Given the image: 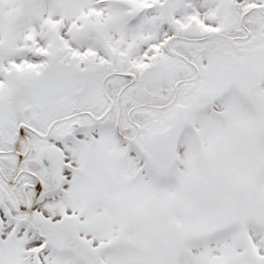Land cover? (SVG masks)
Instances as JSON below:
<instances>
[{"label": "rangeland", "instance_id": "rangeland-1", "mask_svg": "<svg viewBox=\"0 0 264 264\" xmlns=\"http://www.w3.org/2000/svg\"><path fill=\"white\" fill-rule=\"evenodd\" d=\"M252 11L264 19V0H0V112L28 81L43 114H60L62 70H83L64 55L69 46L93 47L95 60L112 49L120 64L175 28L236 36ZM216 56L201 53L194 70L219 96L210 112L221 113L191 115L172 171L141 161L138 146L108 144L114 158L100 146L66 199L5 233L0 264H264V86L258 101L248 65L238 82L236 63ZM251 69L264 75V50Z\"/></svg>", "mask_w": 264, "mask_h": 264}, {"label": "flooded vegetation", "instance_id": "flooded-vegetation-1", "mask_svg": "<svg viewBox=\"0 0 264 264\" xmlns=\"http://www.w3.org/2000/svg\"><path fill=\"white\" fill-rule=\"evenodd\" d=\"M247 24V32L241 28L236 36L238 82L239 53H249L243 39L253 54L264 50V19L252 15ZM169 36L173 38L166 50L158 43L159 47L133 53L118 64L111 49L107 58L84 63L83 70L64 68L58 115H44L42 106L38 110L25 99L12 111L9 98L10 110L0 112V245L5 233L29 224L39 205L66 199L69 185L86 178L83 165L97 166L100 146L113 158L108 144L116 146L119 141L132 150L138 146L136 156L147 163L150 135L165 130L177 115L187 111L190 116L219 115L210 112L219 96L207 87L202 70L192 75L201 53L221 57L219 36L180 35L176 28ZM210 43L217 48L211 50ZM84 83L86 93L76 97ZM205 90L214 93L208 108L201 95Z\"/></svg>", "mask_w": 264, "mask_h": 264}, {"label": "water", "instance_id": "water-1", "mask_svg": "<svg viewBox=\"0 0 264 264\" xmlns=\"http://www.w3.org/2000/svg\"><path fill=\"white\" fill-rule=\"evenodd\" d=\"M263 83L264 76L259 78L255 85V89L259 88ZM86 91L87 87L86 83H84L81 89L77 90L74 94L76 97H80L84 95ZM201 95H203L207 104L213 99V93L210 91L202 92ZM21 97L26 99L29 104L34 102L33 92L29 82L22 81L19 83L18 87L14 89L10 99L12 111L16 110ZM36 105L39 110L41 107L37 103ZM188 119L189 115L187 111L185 115H177L174 122L167 129L151 134L148 147L151 152V159L155 165L169 170L173 168L177 144L181 139L183 130L188 123Z\"/></svg>", "mask_w": 264, "mask_h": 264}, {"label": "trees", "instance_id": "trees-1", "mask_svg": "<svg viewBox=\"0 0 264 264\" xmlns=\"http://www.w3.org/2000/svg\"><path fill=\"white\" fill-rule=\"evenodd\" d=\"M226 42V50H227V56H233L235 54L234 52V47L228 46V43H230V40H224ZM71 52V53H70ZM65 54H72V55H76V57H78V60H83L86 61L87 63H92L93 58V53L92 50L91 51H86V52H79L78 50L72 48L71 46H69L65 52Z\"/></svg>", "mask_w": 264, "mask_h": 264}]
</instances>
